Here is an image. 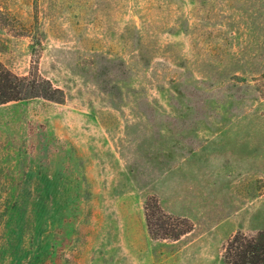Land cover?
I'll use <instances>...</instances> for the list:
<instances>
[{
	"label": "rangeland",
	"instance_id": "obj_1",
	"mask_svg": "<svg viewBox=\"0 0 264 264\" xmlns=\"http://www.w3.org/2000/svg\"><path fill=\"white\" fill-rule=\"evenodd\" d=\"M0 264H223L264 231V0H0ZM189 219L149 239L144 201Z\"/></svg>",
	"mask_w": 264,
	"mask_h": 264
},
{
	"label": "trees",
	"instance_id": "obj_2",
	"mask_svg": "<svg viewBox=\"0 0 264 264\" xmlns=\"http://www.w3.org/2000/svg\"><path fill=\"white\" fill-rule=\"evenodd\" d=\"M59 89L41 78L17 76L0 63V105L41 98L58 102ZM147 235L152 241H179L194 230L187 218L169 214L155 196H148L143 205ZM223 264H264V231L253 235L236 232L227 239L221 253Z\"/></svg>",
	"mask_w": 264,
	"mask_h": 264
},
{
	"label": "crops",
	"instance_id": "obj_3",
	"mask_svg": "<svg viewBox=\"0 0 264 264\" xmlns=\"http://www.w3.org/2000/svg\"><path fill=\"white\" fill-rule=\"evenodd\" d=\"M193 231H194V230H193ZM191 233H192V232H191ZM189 234H190V233H189ZM187 235H188V234H187ZM185 236H186V235H185ZM185 236H183L179 241H182V239H184ZM177 242H178V241H177Z\"/></svg>",
	"mask_w": 264,
	"mask_h": 264
}]
</instances>
